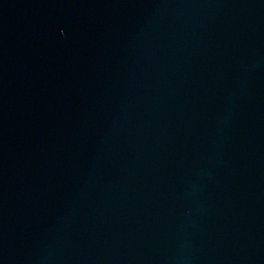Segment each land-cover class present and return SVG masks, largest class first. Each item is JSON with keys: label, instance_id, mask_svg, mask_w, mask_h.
<instances>
[{"label": "water", "instance_id": "water-1", "mask_svg": "<svg viewBox=\"0 0 264 264\" xmlns=\"http://www.w3.org/2000/svg\"><path fill=\"white\" fill-rule=\"evenodd\" d=\"M0 264H264V0H0Z\"/></svg>", "mask_w": 264, "mask_h": 264}]
</instances>
